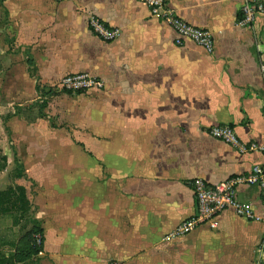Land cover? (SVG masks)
I'll use <instances>...</instances> for the list:
<instances>
[{
    "label": "crops",
    "instance_id": "obj_1",
    "mask_svg": "<svg viewBox=\"0 0 264 264\" xmlns=\"http://www.w3.org/2000/svg\"><path fill=\"white\" fill-rule=\"evenodd\" d=\"M166 1L182 20L212 33L211 54L190 42L175 46L171 29L136 0L0 1L1 46L8 22L24 34L20 42H31L32 55L46 30L41 60L32 57L34 75L28 65L21 69L27 89L73 73L104 86L59 98L82 162L79 179L65 173L54 184L66 193L52 201L79 203L78 211L55 219V243L44 218L33 215L43 231L42 253L53 251L55 264H264V206L253 184L237 186V200L260 221L228 211L216 229L163 240L195 213L190 181L216 184L264 166V153L241 155L207 133L227 125L241 141L264 145V15L244 22L246 0ZM90 15L119 29V38L93 36ZM12 70L0 57V91L17 86ZM6 103L1 92L0 119ZM67 156L48 166L70 172Z\"/></svg>",
    "mask_w": 264,
    "mask_h": 264
},
{
    "label": "rangeland",
    "instance_id": "obj_2",
    "mask_svg": "<svg viewBox=\"0 0 264 264\" xmlns=\"http://www.w3.org/2000/svg\"><path fill=\"white\" fill-rule=\"evenodd\" d=\"M8 24V34L6 33L5 38H2L4 42L2 46L0 45V57L3 62H7L9 68L13 67L11 77L18 84L14 87L9 83L6 90L0 91L6 96L7 102V113L0 119V155L8 159L6 170L0 173V190L13 183L23 186L35 210L32 216L36 213V216L44 218L46 237L49 242L55 243L57 237L51 232L56 226L55 219L59 216L64 217L66 213L71 214L78 211L76 205L79 204L51 200L54 196L62 197L63 195L60 194L66 193L65 189L54 185L57 180L65 177V173L72 179H79L81 174L78 168L82 157L74 147L76 140L69 138L70 123L63 111L65 109L62 106L63 101L59 99L70 92L58 89L57 83L60 79L56 83L46 84V88L38 85L37 82L34 90L27 89L25 82L20 80L23 74L21 69L27 67L26 62L29 59L32 60L33 56L34 60H41L42 50L45 49L44 45L47 43L45 41L47 39L46 30L41 32L40 37L33 44L35 50L32 55L31 42L25 41L24 38L23 43L20 42L22 40L18 37H24V34L17 35L15 29L9 22ZM5 28V26H0V35L5 33ZM20 28L30 30L32 26H20ZM28 36L30 40L31 35ZM5 56H7L6 59ZM28 71L32 70L28 69ZM40 117L44 120L39 119ZM67 154L66 161L70 162L72 167L70 172L68 170L64 172L55 166H48L56 161H63ZM17 173L18 178L14 177ZM58 219L63 221L62 218ZM19 229V226H12L11 219L0 218V255L10 256L14 253L8 244L21 239L23 232ZM4 242L7 244L2 245ZM52 252L46 250L45 253H41L35 264H55L49 257Z\"/></svg>",
    "mask_w": 264,
    "mask_h": 264
},
{
    "label": "built area",
    "instance_id": "obj_3",
    "mask_svg": "<svg viewBox=\"0 0 264 264\" xmlns=\"http://www.w3.org/2000/svg\"><path fill=\"white\" fill-rule=\"evenodd\" d=\"M136 1L147 8L151 19L165 23L171 29L175 46L184 47L186 43L190 42L207 54L213 52L214 39L212 33L182 20L167 4L166 0ZM240 14L244 22H252L257 16L264 15V0H246L241 6ZM87 25L91 34L103 42L109 43L119 38V29L109 27L93 15L89 16ZM57 87L70 93L101 92L104 89L100 80L85 73L67 74L59 80ZM207 133L211 138L233 148L241 155L264 153V145L258 146L254 143L241 141L233 129L227 125H212ZM243 184H253L258 188L264 206V166L253 165L247 175L232 177L216 184H209L198 178L190 181L189 186L195 205V213L180 221L170 233L164 235L163 240L171 241L186 237L202 226L216 229L218 218L228 211L247 221H260L249 204L237 200V186ZM262 243L264 244V230Z\"/></svg>",
    "mask_w": 264,
    "mask_h": 264
},
{
    "label": "trees",
    "instance_id": "obj_4",
    "mask_svg": "<svg viewBox=\"0 0 264 264\" xmlns=\"http://www.w3.org/2000/svg\"><path fill=\"white\" fill-rule=\"evenodd\" d=\"M26 63L34 75L33 61L29 59ZM6 163V157L0 155V172L5 169ZM14 177L18 178L19 174H14ZM0 218L11 219L12 226H19L23 232L19 241L8 244L14 253L10 256L0 255V264H35L43 251V231L32 216L31 204L23 186L13 183L0 191Z\"/></svg>",
    "mask_w": 264,
    "mask_h": 264
}]
</instances>
